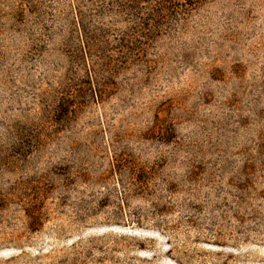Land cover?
<instances>
[{
  "label": "rangeland",
  "instance_id": "1",
  "mask_svg": "<svg viewBox=\"0 0 264 264\" xmlns=\"http://www.w3.org/2000/svg\"><path fill=\"white\" fill-rule=\"evenodd\" d=\"M0 264H264V0H0Z\"/></svg>",
  "mask_w": 264,
  "mask_h": 264
},
{
  "label": "trees",
  "instance_id": "2",
  "mask_svg": "<svg viewBox=\"0 0 264 264\" xmlns=\"http://www.w3.org/2000/svg\"><path fill=\"white\" fill-rule=\"evenodd\" d=\"M36 226H37V219H34V221L30 223V228L33 229Z\"/></svg>",
  "mask_w": 264,
  "mask_h": 264
}]
</instances>
